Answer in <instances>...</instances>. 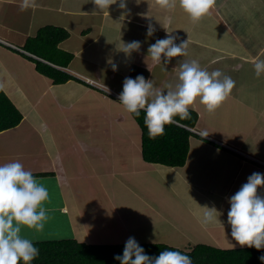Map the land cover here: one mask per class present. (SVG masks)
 I'll return each instance as SVG.
<instances>
[{"label":"crops","instance_id":"0c3cea01","mask_svg":"<svg viewBox=\"0 0 264 264\" xmlns=\"http://www.w3.org/2000/svg\"><path fill=\"white\" fill-rule=\"evenodd\" d=\"M20 2L0 0V86L23 115L0 132V164L19 161L48 188L46 222L64 223L56 239L105 245L134 236L140 244L186 250L230 248L228 198L252 173H264V75L257 77L254 68L264 59V0H216L195 22L178 3L168 10L156 0H126V8L117 0L104 11L93 0H36L26 11ZM149 24L156 29L150 37ZM47 25L68 30L59 47L73 58L62 70L77 79L54 83L31 56L9 45L25 48ZM166 28L177 44L188 40L187 56L156 64L148 48L169 35ZM132 41L141 48L130 56L118 48ZM181 59H196L209 72L220 69L236 84L215 112L199 101L190 108L199 116L193 132L203 137H190L185 165L150 163L132 114L118 96L87 79L120 94L126 77L142 74L163 88L177 78ZM258 192L264 194V186ZM198 203L221 210L225 226L204 224L194 213Z\"/></svg>","mask_w":264,"mask_h":264},{"label":"clouds","instance_id":"9594fccd","mask_svg":"<svg viewBox=\"0 0 264 264\" xmlns=\"http://www.w3.org/2000/svg\"><path fill=\"white\" fill-rule=\"evenodd\" d=\"M215 2L216 0H156L159 7L168 10L174 9L178 3L193 22L208 14ZM93 3L99 11H104L109 10L117 0H93ZM19 6L21 11L35 8L36 0H21ZM119 6L126 8V0H120ZM155 31V27L149 24L147 35L150 37ZM167 32L169 35L157 39L148 48V56L156 64L168 65L173 57L187 56L188 40L177 44V37L171 35L173 32L168 29ZM118 48L130 56L134 50H140L141 42L124 43L123 48ZM39 60L58 66L44 59ZM181 60L177 78L167 82L163 88L157 87L153 79H146L142 74L135 78L126 77L123 81L119 102L128 113L136 117L144 113V124L152 139L164 135L166 125L179 124L180 121L189 119L190 108L197 101L209 113L215 112L235 87L236 82L222 70L209 72L196 59ZM59 67L61 66L57 68ZM112 68L118 70V65L112 63ZM254 68L257 77L264 75V59H256ZM103 91L108 93L111 89L104 84ZM262 186L264 173L254 172L228 198L230 208L227 212V224L231 226V237L240 246H254L257 250L264 249V194L258 192ZM49 199L48 188L32 171L26 170L21 162L0 164V264H32L40 255L33 239L25 235L23 230L44 231L48 220L46 204ZM194 213L206 225L225 226L221 219L223 213L215 206L199 204ZM114 259L120 264H193L192 258L180 250L165 249L159 255H149L134 236L127 239L123 254H116ZM259 259L264 262V254Z\"/></svg>","mask_w":264,"mask_h":264},{"label":"trees","instance_id":"16d2710c","mask_svg":"<svg viewBox=\"0 0 264 264\" xmlns=\"http://www.w3.org/2000/svg\"><path fill=\"white\" fill-rule=\"evenodd\" d=\"M69 37L65 28L53 25L42 27L34 37L28 38L25 50L61 67H67L73 55L59 47V43ZM36 64V70L51 78L54 83H65L76 76L52 66L43 60L28 57ZM190 118L179 124L166 125L165 134L152 139L144 124V113L132 116L142 130V156L150 163H161L168 166L185 165L189 153L192 135L198 121V113L190 109ZM23 115L0 86V132L17 126ZM179 120V117L176 118ZM191 128V129H189ZM203 137V136H202ZM206 139V138H203ZM40 255L32 264H120L115 260L116 254H123L124 244L87 245L75 239H55L35 241ZM149 255H159L165 249L180 250L192 258L193 264H264L259 257L264 249L253 247L220 248L208 244H197L186 250L165 243H141Z\"/></svg>","mask_w":264,"mask_h":264},{"label":"rangeland","instance_id":"374dc122","mask_svg":"<svg viewBox=\"0 0 264 264\" xmlns=\"http://www.w3.org/2000/svg\"><path fill=\"white\" fill-rule=\"evenodd\" d=\"M57 218V216H56ZM52 224V225H51ZM64 226V223H61V220H56L55 222L51 223V221L49 223H45V229L44 231L41 233L42 236H38L36 238L34 237H30L31 239H33V241H38L40 238H42V241L44 240H49V239H52V240H55L56 239V236L54 235V233H57V229L58 227H63ZM116 232V231H114ZM63 233V231H62ZM117 236H123L122 234H118ZM116 237V236H115ZM38 238V240H36ZM115 239V238H114ZM116 239H118V237H116ZM123 243V242H122ZM167 244V243H166ZM235 244H237L235 246ZM170 246H173L171 244H168ZM216 247V246H215ZM226 247V246H225ZM242 248V247H246V246H240L234 239L232 241V243L230 244V248ZM227 248V247H226Z\"/></svg>","mask_w":264,"mask_h":264},{"label":"built area","instance_id":"2783aa9c","mask_svg":"<svg viewBox=\"0 0 264 264\" xmlns=\"http://www.w3.org/2000/svg\"><path fill=\"white\" fill-rule=\"evenodd\" d=\"M0 41H3V40H0ZM5 43H6V42H5ZM9 45L12 46V47H14V48H16V49H18V50L21 51L22 53H25V54H27V55H30V56L36 57L37 59H41V58L37 57L36 55H33V54H31L30 52L26 51V50L23 49V48H18L17 46H14V45H11V44H9ZM57 67H58V66H57ZM59 68L62 69V67H59ZM87 82H88L89 84H91V85H93V86H95V87H97V88L103 90V85H102L100 82H98V81H96V80H92V79H87ZM110 89H111V88H110ZM108 93H109V94H113V95L119 97V94H118L116 91L112 90V89H111V91L108 92ZM189 129H191V128H189ZM191 130H192V131H195L194 129H191ZM195 132H197V131H195Z\"/></svg>","mask_w":264,"mask_h":264}]
</instances>
